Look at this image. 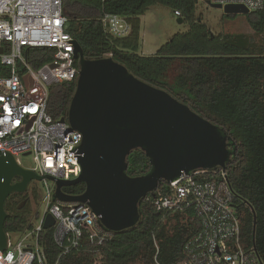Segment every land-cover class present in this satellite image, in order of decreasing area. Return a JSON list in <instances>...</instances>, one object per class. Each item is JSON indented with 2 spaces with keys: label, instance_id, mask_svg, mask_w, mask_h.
<instances>
[{
  "label": "trees",
  "instance_id": "trees-1",
  "mask_svg": "<svg viewBox=\"0 0 264 264\" xmlns=\"http://www.w3.org/2000/svg\"><path fill=\"white\" fill-rule=\"evenodd\" d=\"M194 2L63 0L62 4L66 32L79 44L86 59L111 57L135 78L167 92L227 132L232 147L224 171L241 215L243 242L254 248L264 264V8L245 15L252 35L214 36L205 27L191 22L189 32L174 36L156 53L144 56L137 52L140 17L149 7H170L191 21ZM105 15L125 19L131 27L130 34L125 38L113 37L103 25ZM235 16L226 15L231 19ZM27 57L37 69L53 59V51L35 49ZM75 82L50 87L47 113L53 119L66 117ZM127 163L130 177L145 175L150 169L140 150L133 151ZM84 189L85 185L78 183L63 188V192L78 196ZM27 193H12L5 200L6 233H20L37 219L28 209L29 201L19 208ZM195 231V219L157 227L141 217L135 227L112 233L111 240L102 247L86 245L58 259L60 250L51 229L42 233L41 246L47 264H155L152 235L159 246L158 260L175 261Z\"/></svg>",
  "mask_w": 264,
  "mask_h": 264
},
{
  "label": "built area",
  "instance_id": "built-area-1",
  "mask_svg": "<svg viewBox=\"0 0 264 264\" xmlns=\"http://www.w3.org/2000/svg\"><path fill=\"white\" fill-rule=\"evenodd\" d=\"M205 4L240 5L249 13L264 8V0H196ZM63 0H0V152L11 155L21 166L20 156H31L33 167L23 168L38 176L69 181L79 177L82 135L66 121L47 113L52 85L71 82L78 76L75 40L66 32ZM181 16L180 11H174ZM103 25L116 38L131 32L129 23L117 15H105ZM53 51V59L33 68L28 52ZM28 76V81L24 77ZM47 189L44 213L36 212L17 241L6 233V247L0 250V264H47L41 235L47 215L58 259L86 245L102 247L112 233L102 228L91 209L83 203L53 201L55 184L44 179ZM49 182L52 189L49 188ZM140 217L155 226H169L196 220V231L184 243L175 261L155 264H263L254 248L242 238L241 215L220 168L195 170L179 179L159 183L139 203Z\"/></svg>",
  "mask_w": 264,
  "mask_h": 264
},
{
  "label": "water",
  "instance_id": "water-1",
  "mask_svg": "<svg viewBox=\"0 0 264 264\" xmlns=\"http://www.w3.org/2000/svg\"><path fill=\"white\" fill-rule=\"evenodd\" d=\"M224 15H247L240 5H215ZM181 23V20H179ZM78 76L65 118L82 135L78 178L63 181L38 176L0 152V250L6 247L5 200L22 194L30 182L53 181V201L86 204L103 229L119 233L139 224V203L160 182H172L195 170L225 169L232 147L227 132L205 120L167 92L135 78L111 57L86 59L75 41ZM2 51L0 50V53ZM28 81V76L24 77ZM140 150L150 169L127 174L128 156ZM85 185L78 196L63 188ZM53 225L47 215L44 229Z\"/></svg>",
  "mask_w": 264,
  "mask_h": 264
},
{
  "label": "rangeland",
  "instance_id": "rangeland-1",
  "mask_svg": "<svg viewBox=\"0 0 264 264\" xmlns=\"http://www.w3.org/2000/svg\"><path fill=\"white\" fill-rule=\"evenodd\" d=\"M179 20H181V23ZM191 22L205 27L214 36L253 34L245 15H236L235 18L231 19L226 17L221 9L212 8L200 1L194 2L191 21L184 14L179 17L175 16L174 10L170 7L153 5L140 17V47L137 51L138 54L149 56L156 53L174 36L189 32ZM262 41L264 40L262 39ZM19 161L23 168L30 169L33 167L31 156H20ZM52 187L49 182V188L52 189ZM28 190L31 193L37 192L38 195L37 199L33 196L30 198L28 209L32 216L36 212L42 215L47 196L44 182L33 180L30 182ZM18 237V233L12 234L11 240L17 241Z\"/></svg>",
  "mask_w": 264,
  "mask_h": 264
},
{
  "label": "flooded vegetation",
  "instance_id": "flooded-vegetation-1",
  "mask_svg": "<svg viewBox=\"0 0 264 264\" xmlns=\"http://www.w3.org/2000/svg\"><path fill=\"white\" fill-rule=\"evenodd\" d=\"M28 188H29V186L27 187V189H26V191L24 192V193H22V194H25V193H27L29 190H28ZM31 192H28V197H27V199H22L21 200V203H20V205H19V208H24V206L27 204V201H30V198L33 196L35 199H37V197H38V195H37V192H32L31 194H30Z\"/></svg>",
  "mask_w": 264,
  "mask_h": 264
}]
</instances>
